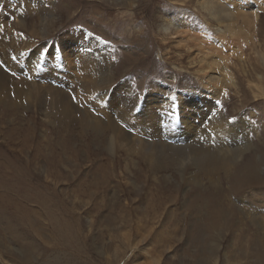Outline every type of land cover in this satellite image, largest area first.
I'll return each mask as SVG.
<instances>
[{"label":"rangeland","instance_id":"rangeland-1","mask_svg":"<svg viewBox=\"0 0 264 264\" xmlns=\"http://www.w3.org/2000/svg\"><path fill=\"white\" fill-rule=\"evenodd\" d=\"M211 1L0 0V54L5 53L3 50H9L7 53L17 50L21 57L35 53L41 64V82L28 67L16 71L13 68L16 66L9 65L7 72L14 81L21 77L27 85L29 82L30 88L25 90L23 108L16 115H4L6 123L0 112V264H114V253L122 255L124 250L126 260L117 264H166L171 260L173 264H182L175 260H180L186 251L192 253L185 233L165 248L143 243L144 239L155 238L153 233L146 234L141 242L129 237L127 246L131 247L122 246L118 252L115 249L119 242L113 244L110 240L126 233V226L122 228L119 223L114 230L103 229V217L98 215L91 226L93 218L83 204L95 191L94 185L101 182L109 188L107 194L101 192L105 188L99 190L100 202L107 209L113 202L128 199L136 202L138 195L140 200L131 205L132 213L139 209L140 218L150 209L147 206L150 197L144 191L143 195L136 193V188L142 187L135 179L139 163L125 158L128 143L120 141L113 132L99 135L100 130H108L110 124L120 125L117 114L123 108L128 109L131 127L142 129L147 121L153 122L135 115L142 109L143 98L160 96L164 88L169 99L180 94L195 95L191 92L200 90L204 94L203 81L208 80V71L215 73L213 80L209 79L213 88L225 92L216 109L222 108L229 118L250 120L258 129L250 130L251 152L260 159L264 171V98H256L257 87L264 90V0H220L222 6L233 9L234 17H229L230 20L223 15L211 17L204 9L209 5L202 7ZM207 26L208 31H204ZM4 39H9L5 47ZM11 39L17 40L14 47L10 45ZM87 51L98 54V61L94 62L95 67H101L98 77L109 75L111 79L109 85L100 87L95 99H91L95 91L88 86L89 79L84 80L86 73L75 67L77 59ZM225 65L230 66L235 85L227 84ZM4 88L14 94L21 87L6 80ZM102 94L107 100L127 94L129 100H118L112 110L110 106L99 107L98 98ZM95 125H99V130L93 128ZM18 131L30 134L29 141L24 134L9 137V133ZM144 134L141 137H146ZM153 143L157 145L160 141ZM23 164L28 168V180ZM113 165L116 182L106 178ZM13 166L27 183L9 192L15 177ZM124 176L128 185L121 187L119 183L124 184ZM101 178L106 179L98 180ZM224 188L228 186L225 184ZM128 190L132 192L130 196ZM182 191L185 196L188 190ZM251 192L255 196L252 203L250 198L244 199L239 194L235 195V205L240 206L243 201L264 217V187ZM184 202L182 197L180 206L178 200L171 208L181 213ZM73 214L77 225H70L77 231L79 244L53 260L50 252L64 244L54 242L51 218L65 217L72 223L69 215ZM238 221L236 216L228 223L221 219L219 239L207 242L209 253L204 257L218 260L217 264H258L260 257L264 259V235L259 245L253 240L255 230L248 224V229L239 231L242 229Z\"/></svg>","mask_w":264,"mask_h":264},{"label":"bare ground","instance_id":"bare-ground-1","mask_svg":"<svg viewBox=\"0 0 264 264\" xmlns=\"http://www.w3.org/2000/svg\"><path fill=\"white\" fill-rule=\"evenodd\" d=\"M219 1L220 0H212L211 2L214 3L207 2V4H203L202 7L209 5L208 8L204 7V9L210 12L209 15L214 19L220 15L231 18L233 9L229 10L228 7L222 6ZM254 18H256V16ZM208 27L209 26H207L204 31H208ZM4 41L5 43L2 42V46L5 47L4 44L9 43V39H4ZM16 43V39L10 40V45L13 47ZM23 47L25 48V46ZM3 51H5V53L0 54V107L2 106L0 112L3 123H6L7 117L4 115L6 113H9V116L16 115L19 109L23 108L21 102L26 96L25 90L30 88V83L28 82L27 85V81L22 80L21 77L17 79L18 81H14L13 77L8 75L7 72L10 70L9 65L12 67L16 66L13 67L16 71H23L25 70L24 67H28L36 73L37 79L41 82V64L39 61L40 57L36 56L35 53L21 57L20 52L17 50L16 52L11 51L9 53L6 52L9 50ZM97 57L98 54L92 55L87 51L80 57L81 59H77V65L75 63V67L79 71L83 70L86 73V75H84V80L89 79L88 86L92 87L91 89L96 92V94L95 92L91 93V99H95L98 96L97 91L101 92L100 87L103 88L109 85L111 80H109V75L98 77V71L101 70V67H95L94 62L98 61ZM48 61L51 64V59ZM207 66L210 68V63H208ZM229 67V65H225L226 70L223 73L229 78L227 84L235 85ZM11 71L13 70L11 69ZM207 73L208 75L206 77L208 80L203 81L205 85L204 94L202 93L203 90H200V93L191 92L195 95L180 94L176 98L169 99L167 98V91L164 88L163 91L160 92V96L143 98L140 103L142 109L135 115L137 117L140 116L141 119L143 118L144 120L152 119L153 122L147 121V124L142 123L144 125L141 126L142 129L131 127L128 118V109L125 110V108H123V112L118 111L117 114L120 125L110 124L108 130L101 128L99 135L104 132H113L117 134L116 137L119 138L120 141H126L128 143L129 148L125 151V158L134 159L139 163V168L137 167L138 169H136L135 179L142 183V187L136 188V193H142L144 191V194L150 197L149 204L147 205L150 209L147 211L145 210L146 213L142 211L143 215L139 218V209L136 208V212L132 213L131 205L133 203L136 205L139 203L140 195L136 198V202L133 200L130 201V199L127 201L124 200V202H113L107 209V205L100 202L101 195L99 192V190L101 191L105 187L101 182L94 185L95 191L89 195V198L83 204L88 206V214L93 218L90 219L91 226L97 220L95 215L100 216V218L103 217L101 225L103 229L107 227L114 230V226L119 223L122 225V228L126 226L124 227L126 233H120L114 240H110V243L113 244H115L114 241L119 242L120 246H118L115 251L123 249L122 246L124 248H130V245L127 246L129 237H134L133 239L141 242L146 234L153 233L155 238L151 240L144 239L145 241L143 243L146 244L148 242L152 244L153 247L165 248L172 245V242L177 240L179 234L185 233L188 238L187 241H190L189 246L192 248V253L186 251L180 260L175 261H180L182 264H217L218 260L213 258L210 260V257H204L209 253L207 248L209 243L207 244V242L210 240L213 241L215 237L219 239L222 218L228 223L233 220L234 216L239 220L237 225L242 229L239 231H244L245 227L248 229L247 226L249 224V227L255 230L253 240L259 245L262 243L264 235L263 215L252 209V206L243 204V201H241L242 205L240 206L234 203L236 200L235 195L239 194L244 199L250 198L252 203L255 196L251 194V190L258 191L262 190L264 187V171L261 169V161L254 157L253 152H251L253 140L250 130L258 129L250 124V120H245L243 117L239 119L238 117H235V119L229 118L223 114L222 108H220L219 111L217 110L219 106L218 101L225 97V92L213 88L209 79L211 78L213 80L215 73H210V71ZM62 77H65V75ZM6 80L11 81V85L21 88L14 94L10 93L7 91V88H4V82ZM15 82L20 83L17 86ZM198 94H200V97ZM13 95L17 96L14 97ZM125 95H122V97L118 96V98L117 96L115 98L110 97V99L107 100L106 95L102 94V96L98 98L100 99L99 107L106 106L109 108L110 106V109L113 110L117 107L119 102L129 100ZM256 96L257 99L264 98V90L262 87H257ZM139 99H141V97ZM110 101L111 104L109 105ZM91 104L93 105V103ZM128 108L131 109L130 106H128ZM214 109H216V112H213ZM252 117L255 116L253 115ZM93 128L99 130L100 127L99 125H95ZM154 130L156 131L154 132ZM145 132L150 133L144 134ZM17 133L24 134L26 140L29 141L31 135L25 134L23 131L11 132L9 133V137ZM143 134L146 137H141ZM154 141H160V143L156 145L153 143ZM12 169L15 177L11 180L12 185L9 187V192H13L15 188L20 187V185L25 186L22 184L27 183V181L23 180L18 174L15 166H13ZM27 169V165L23 164L22 170L28 180ZM115 171L116 166L113 165L107 172L106 178H111L116 182L117 176ZM105 179L101 178L98 180ZM127 181L128 179L124 176V184L119 183V186L126 187L128 185ZM206 182L208 186H205ZM225 184L228 186L227 189L224 188ZM115 187L116 186H113V189H115ZM184 188L188 190L185 191V196L181 195L184 192L182 191ZM108 189L109 188L106 187L104 191L101 192L107 194ZM129 190L127 191V196H130L129 194L132 193ZM112 192L119 197L115 190ZM52 196L56 195L53 193ZM187 196H189L190 199H188ZM182 197L185 202L182 203L181 213H178L176 209L171 208V205L179 200L180 206ZM97 200H99L98 203ZM144 204L146 205V202ZM169 208H171L172 211L169 210ZM103 210H105L104 213ZM236 210L238 212H236ZM75 215L76 214L69 215L74 220V222L71 221L72 223L65 217H61L60 219H53L50 217L52 223L51 231L55 236L53 238L56 239H54V242L59 241L64 244L63 246L60 245L61 247H57L54 252H50L54 255L53 260H58V258H60L59 256L66 253V251L71 252L72 249H76L75 247L79 238L77 231L71 227V225H77ZM92 228L93 227H91V229ZM106 233H108V231ZM212 243L215 244L216 242ZM86 244L84 246H86ZM55 246H57V244ZM210 247L213 248V246ZM125 252V250L123 253L121 252L122 255L117 252L114 253V264L118 262L122 263L123 260H126L127 254H125ZM173 262V260L167 261L166 264H173ZM88 264L91 263L88 262ZM258 264H264V259L262 257L259 258Z\"/></svg>","mask_w":264,"mask_h":264}]
</instances>
